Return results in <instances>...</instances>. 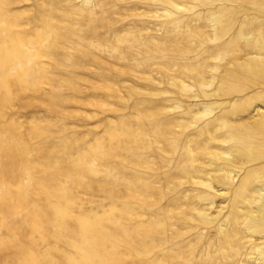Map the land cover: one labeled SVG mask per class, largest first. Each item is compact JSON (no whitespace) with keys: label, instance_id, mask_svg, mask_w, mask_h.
<instances>
[{"label":"rangeland","instance_id":"374dc122","mask_svg":"<svg viewBox=\"0 0 264 264\" xmlns=\"http://www.w3.org/2000/svg\"><path fill=\"white\" fill-rule=\"evenodd\" d=\"M263 1L0 0V264H151L154 236L191 232L200 212L214 223L199 236L220 241L264 160L230 184L212 176L231 146L257 154L246 144L264 101L243 112L262 88L229 97L222 83L256 46L216 54L241 25H264ZM227 113L235 131L216 123ZM248 188L240 199L261 187Z\"/></svg>","mask_w":264,"mask_h":264},{"label":"bare ground","instance_id":"6f19581e","mask_svg":"<svg viewBox=\"0 0 264 264\" xmlns=\"http://www.w3.org/2000/svg\"><path fill=\"white\" fill-rule=\"evenodd\" d=\"M85 3L92 4L94 3V0H85ZM260 4H262V2ZM236 12L237 11L234 10L233 13L236 14ZM230 25H233L232 22L230 23L227 22L221 26H218L217 32L215 34L216 40H220L222 36H224L227 32H229L230 27H232ZM245 25H246V29L244 27ZM241 26L243 27H241V29H239V31H237L234 34L233 39H231L228 45L222 46L224 48L222 49L219 48L220 49V50L218 49L219 51L217 50L218 52L216 54L217 55L216 57L222 61V59H224L225 56L229 53L231 48H233L232 52H238L237 48H239V52L243 53L244 45H241V43H245V44L247 43L250 46L253 45L258 48V50L254 52V55L248 58V61L246 60V62H243V64L241 63L236 64L237 69L236 68L235 69L238 72L235 73L234 72L235 70L233 68L234 70L233 72L236 74V76L233 77L235 75L234 73H233L234 75L232 74L233 76L232 75L229 76L233 77L235 84L232 82V80H231L232 83H228L230 82L229 81L230 79H228V81H226L225 79L222 82L224 85L226 84L224 88L225 90L224 92L229 97L235 95L241 96L243 94L251 92L252 90L262 88V90L260 91L263 92L254 93L245 99V105L240 108L242 110L245 106L247 107L250 106V108H252L253 106L257 105L256 102L259 100L264 101V94H262L264 93L263 90L264 89V25L259 23L257 24L254 20H252L248 25L244 24ZM229 47L231 48L228 51L227 48ZM247 48L249 47H246V49ZM252 54L250 53L249 55ZM228 57L230 56L228 55L227 58ZM256 68H258V70L251 73L250 76L246 75L245 72L247 70L256 69ZM200 86L202 88L206 87V85H204L203 83H200ZM258 103L260 104V102ZM219 106H214V105L208 106L205 109V112L204 114H202V116L204 117L213 114V112H215L216 109L220 108ZM257 107L254 108L257 119L254 128L250 129V140H248L249 143L246 144L252 146L253 149L257 151L256 152L257 154L254 155L252 151L251 152L247 151L249 153L245 152L247 149L245 151L242 149H238V147H242L240 145L239 146L236 145L238 147H234V148L231 146V148H229L228 151H226L224 156L219 157V160H221L223 163L218 168L217 175L212 176L213 181L218 183L230 184L233 181L234 173L235 175L240 173L239 171L241 168H245L248 165L253 166L254 164L260 163L264 160V103L261 102V105H257ZM241 110L236 111V108H234L232 111L239 112ZM229 114L230 113H227L226 115L219 117L216 123L218 126H220L223 129H226L227 131L228 130L231 131V129L232 131H235V129L233 130L234 126L228 124ZM239 130L241 129H238L236 133L238 132L239 134ZM247 132L249 135V131ZM236 136L238 137L242 135H236ZM235 137H233L229 133L228 135H226L224 141L226 143H232L233 140L237 138ZM244 137H241V139ZM237 140L238 139H236V141ZM229 153L230 155L235 157L234 160L229 158L228 156ZM233 164L237 166L234 167ZM236 167H238V170L236 169ZM255 182L259 184L261 187L260 190L258 191V194L256 193V197H254V199H240L245 194L247 195L248 193L247 190L249 189L248 187H250ZM204 185L207 188H212V183H208ZM236 197L238 199H233V203L231 204V210L229 212L230 213L229 217L232 223V225H230L231 228H229V230H226V228H228L229 225V223H227L229 221L226 219V221L222 223L220 228L221 231L219 235V237L221 238L220 241L210 242L208 240L203 239V237L199 236L200 231L202 229L212 227V224L214 223L213 217L209 216V214H206L204 212H200L198 213L196 218L198 221L197 224L187 225L190 227V229H192L193 232L177 231V232H173L169 237L166 238L154 236L155 249L153 251V260L151 259L152 260L151 264H219L218 253L224 247H229L231 249L230 251L231 255H229V257L227 256L224 257L226 258L227 262L229 261V263L264 264V167L255 168L245 173V175L241 178L239 182V187L237 190ZM202 200H205L206 202L207 201L211 202L212 199H202ZM242 205L245 207H243ZM240 208H244V209L240 210ZM167 230L170 231L171 228H167ZM145 234L146 232L143 233L144 236ZM244 237L248 238L247 242L249 244V248L247 249L248 252L246 253H244V249L246 247L241 242ZM144 238L146 239V237ZM195 241H197V243H194ZM159 243H163L167 246L158 249Z\"/></svg>","mask_w":264,"mask_h":264}]
</instances>
